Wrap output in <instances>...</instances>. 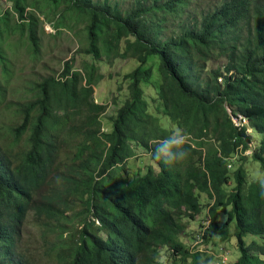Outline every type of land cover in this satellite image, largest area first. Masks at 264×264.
<instances>
[{
    "label": "trees",
    "instance_id": "1",
    "mask_svg": "<svg viewBox=\"0 0 264 264\" xmlns=\"http://www.w3.org/2000/svg\"><path fill=\"white\" fill-rule=\"evenodd\" d=\"M9 1L19 22L7 24L6 10L0 20L24 44L26 27L20 32L15 24L27 23L31 58L38 55L39 20L24 14L30 5L53 14L56 27L78 33V45L93 61L133 60L136 66L122 75L127 96L107 117V131L101 123L106 105L92 97L100 78L92 64L74 69L70 57L56 76L27 82L11 110L16 122L0 127V264H38L24 232L29 223L40 229L46 264H164L162 252L170 264H200L205 250L199 245L216 234L229 240L230 224L239 250L232 264H264V241L243 240L264 237V199L244 166L235 164L247 160L249 125L260 136L250 159L264 171V0H220L165 33L162 19L151 16L175 18L187 0H132L124 10L108 0ZM3 47L0 102L12 76ZM216 59L222 65L208 68ZM143 83L154 91L157 114L186 134L183 162L167 166L153 158L156 143L172 130L149 111ZM238 114L247 125L234 124L231 116ZM206 141L216 150L210 158L202 150ZM134 147L145 149L156 171L149 167L127 179L122 172ZM202 195L210 203L196 244L188 246L183 232L187 221H198Z\"/></svg>",
    "mask_w": 264,
    "mask_h": 264
},
{
    "label": "rangeland",
    "instance_id": "2",
    "mask_svg": "<svg viewBox=\"0 0 264 264\" xmlns=\"http://www.w3.org/2000/svg\"><path fill=\"white\" fill-rule=\"evenodd\" d=\"M117 5L119 10H124L132 4V0H108ZM220 0H187V7L181 9L182 14L173 18L171 15L161 16L160 12L152 15L151 18L162 19L160 25L164 28V33L169 27L175 26L178 22H185L188 17L192 15H198L201 12L207 10V8L218 3ZM11 3L9 0H0V14L5 10L9 11L10 17H8L9 22L7 24L14 25V20L18 21V15L10 9ZM32 11V12H30ZM25 15L33 17L36 16L39 20L35 28V35L38 38V55L34 59L31 58L25 49V45H30L26 42V28L27 23L15 24L17 30L21 31L22 26H25V31L22 34V39H24L25 44L20 40L18 35H12L8 33V25L5 24L3 20H0V45H4L3 50L7 61H9L12 72L9 85H7L4 91V99L0 102V127L1 125H6L9 123L16 122L13 119L12 109L15 108V101H17L22 94H24V88L27 87V82L32 80L34 76H46L52 74L56 76L63 67V62L72 58V66L74 69L80 70L84 64H92L94 66L95 72L94 76H100L97 82L92 87V97L95 102L104 103L106 108L101 114L102 130H109V121L107 117L112 115L117 106H119L124 98L127 96L126 91V81L123 80L122 75L125 72H129L132 68L136 66V62L133 60H106L105 57H100L99 60L93 61L92 58L84 54L79 42L80 35L75 33L74 30L69 28H63L61 25L55 26L53 24L54 15L47 14L45 11H40L30 5V8L26 7L24 11ZM33 12H36L35 14ZM64 13L62 12V15ZM170 29V28H169ZM75 33V34H74ZM20 35V34H19ZM21 45V46H20ZM80 48V49H78ZM78 49V51H77ZM77 51V52H76ZM150 65H154L155 59L151 58L148 60ZM222 59L210 60L207 63L208 68H213L215 66L222 65ZM144 88V95L149 103V111L157 115L158 121L162 127L166 130H172L171 134L175 131L173 124L168 120V118L160 113L161 108L157 105V102L151 101L154 95L153 89L150 87L149 83L141 84ZM114 101V102H113ZM9 103V105H7ZM12 121V122H11ZM173 127V128H172ZM246 132L251 136L250 148L244 153L247 156L245 161H237L236 165H243L247 172V180L253 181V177L261 172L258 163L250 159V154L254 148H257L259 144V135L254 133L252 129L247 125ZM134 155L130 157L124 166L122 175L127 179L136 177L139 174L145 173V171L151 167L156 171L155 164L152 159L145 151V149L140 147H134ZM203 154L205 157L210 158L215 153L216 150L211 141L203 142ZM232 187V181L228 183V189ZM201 204L203 205V211L201 215L195 220H189L186 224V229L183 232L184 242L188 246H193L197 242L198 227L200 226V220L205 216L207 211V203L210 201L207 199L206 195L200 197ZM81 210L80 206L76 207L75 212ZM219 218V224H222L223 217ZM32 222V221H29ZM234 230L233 224L228 225L227 231L231 233L229 240L221 241L219 234H216L209 242L206 244L199 245L200 249H204V257L208 256V259L214 261V264H232L239 256V250L236 245V238L232 235ZM25 234H28L33 240L28 247L31 254L35 257L38 264H46L47 259L43 256L44 244L40 237V229L36 223H29L25 227ZM47 241H52L54 236L48 234L45 238ZM251 239H256L259 242L264 241V237L255 236L247 234L244 236L243 240L249 243ZM45 240V241H46ZM26 241V240H24ZM264 258V256H263ZM161 259L164 264H170L171 259H167L165 253L161 254ZM188 261L190 259L188 258Z\"/></svg>",
    "mask_w": 264,
    "mask_h": 264
},
{
    "label": "clouds",
    "instance_id": "3",
    "mask_svg": "<svg viewBox=\"0 0 264 264\" xmlns=\"http://www.w3.org/2000/svg\"><path fill=\"white\" fill-rule=\"evenodd\" d=\"M186 134L179 130L156 143L152 156L157 161H162L167 166H172L187 159L189 153L185 148ZM253 182L260 189V197L264 199V172L253 177ZM200 264H214V261L202 257Z\"/></svg>",
    "mask_w": 264,
    "mask_h": 264
},
{
    "label": "built area",
    "instance_id": "4",
    "mask_svg": "<svg viewBox=\"0 0 264 264\" xmlns=\"http://www.w3.org/2000/svg\"><path fill=\"white\" fill-rule=\"evenodd\" d=\"M231 118H232V121L234 122V124L237 125V127H241V125H247L248 124L247 118L241 114H238L237 116H231Z\"/></svg>",
    "mask_w": 264,
    "mask_h": 264
},
{
    "label": "water",
    "instance_id": "5",
    "mask_svg": "<svg viewBox=\"0 0 264 264\" xmlns=\"http://www.w3.org/2000/svg\"><path fill=\"white\" fill-rule=\"evenodd\" d=\"M227 112L231 115V110L229 108H227Z\"/></svg>",
    "mask_w": 264,
    "mask_h": 264
}]
</instances>
